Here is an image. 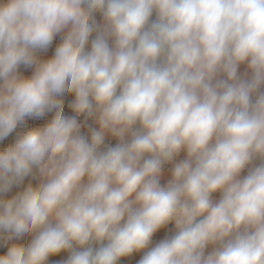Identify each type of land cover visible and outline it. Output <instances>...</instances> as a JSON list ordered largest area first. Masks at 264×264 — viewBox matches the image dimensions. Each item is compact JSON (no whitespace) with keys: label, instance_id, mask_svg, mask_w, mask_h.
Returning <instances> with one entry per match:
<instances>
[{"label":"clouds","instance_id":"1","mask_svg":"<svg viewBox=\"0 0 264 264\" xmlns=\"http://www.w3.org/2000/svg\"><path fill=\"white\" fill-rule=\"evenodd\" d=\"M0 264H264V0H0Z\"/></svg>","mask_w":264,"mask_h":264}]
</instances>
